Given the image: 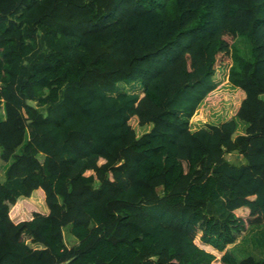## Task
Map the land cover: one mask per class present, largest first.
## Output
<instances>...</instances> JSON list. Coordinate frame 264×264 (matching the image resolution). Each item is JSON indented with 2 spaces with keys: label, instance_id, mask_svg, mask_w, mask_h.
<instances>
[{
  "label": "trees",
  "instance_id": "trees-1",
  "mask_svg": "<svg viewBox=\"0 0 264 264\" xmlns=\"http://www.w3.org/2000/svg\"><path fill=\"white\" fill-rule=\"evenodd\" d=\"M0 160V264H264L229 251L264 225V0H0Z\"/></svg>",
  "mask_w": 264,
  "mask_h": 264
},
{
  "label": "rangeland",
  "instance_id": "rangeland-1",
  "mask_svg": "<svg viewBox=\"0 0 264 264\" xmlns=\"http://www.w3.org/2000/svg\"><path fill=\"white\" fill-rule=\"evenodd\" d=\"M232 49L242 59L246 61L252 60L249 51V44L245 36L238 35L232 45ZM232 64L235 65V62H232ZM230 67L231 65L228 64L215 71L213 78L217 87L201 102L195 114L190 118L189 123L191 130L209 127L210 125H218L234 115L241 94L238 89H233L227 81ZM117 91L119 93H136L139 95L142 93L141 86L137 83H119L117 85ZM39 110L43 111V108H39ZM236 121L238 124V132H244L246 125L239 120ZM130 124L138 136L150 129V126H145L143 128L139 127L134 118L130 120ZM37 157L40 160L42 159L41 155ZM229 158L231 160L234 159L233 156H229ZM9 164L10 162L5 163L0 160V182L4 181V172ZM11 213L14 216L15 222L30 217L29 214H26L21 203L11 207ZM64 235L68 246L75 242L73 239L72 242H69L70 236L67 235V233L64 232ZM196 242L199 246H202L198 238L196 239ZM26 243L31 248L39 247L37 245H30L28 239H26ZM230 247V254L233 256L236 263L246 258H252L254 261L260 262L264 257V225L248 228L244 233L240 234L234 246ZM206 250L212 252L217 258H220L222 255L217 251H213L211 248H206Z\"/></svg>",
  "mask_w": 264,
  "mask_h": 264
},
{
  "label": "crops",
  "instance_id": "crops-1",
  "mask_svg": "<svg viewBox=\"0 0 264 264\" xmlns=\"http://www.w3.org/2000/svg\"><path fill=\"white\" fill-rule=\"evenodd\" d=\"M145 132H146V131H145ZM241 133H243V132H240V134H241ZM202 247L205 248V249L208 248L207 246H204V245H202Z\"/></svg>",
  "mask_w": 264,
  "mask_h": 264
}]
</instances>
